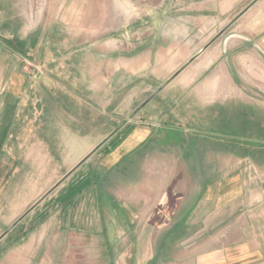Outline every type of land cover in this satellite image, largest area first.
<instances>
[{
	"label": "crops",
	"instance_id": "0c3cea01",
	"mask_svg": "<svg viewBox=\"0 0 264 264\" xmlns=\"http://www.w3.org/2000/svg\"><path fill=\"white\" fill-rule=\"evenodd\" d=\"M69 262L264 264V0H0V264Z\"/></svg>",
	"mask_w": 264,
	"mask_h": 264
},
{
	"label": "rangeland",
	"instance_id": "374dc122",
	"mask_svg": "<svg viewBox=\"0 0 264 264\" xmlns=\"http://www.w3.org/2000/svg\"><path fill=\"white\" fill-rule=\"evenodd\" d=\"M60 2V6L62 3L65 2V0H59ZM43 15V20H46L49 17V14L48 13H45V14H42ZM63 17V18H62ZM62 18V19H61ZM59 19L60 20H65V13H59ZM33 30H28V32H32ZM36 32L35 33H39L42 37H48L49 35H53V36H57V31H58V36L60 37H65L66 36V29L65 28H62V29H59V30H47V29H38V30H35ZM53 32V34H52ZM12 40H14V38H11ZM29 39V38H28ZM63 42V41H62ZM65 43V42H63ZM65 46V45H63ZM34 50L31 49V47L27 44L26 46L23 47V50L22 52L24 53H27V54H31ZM68 264H82L80 262H76V263H71L69 262ZM91 264H95V263H91Z\"/></svg>",
	"mask_w": 264,
	"mask_h": 264
}]
</instances>
